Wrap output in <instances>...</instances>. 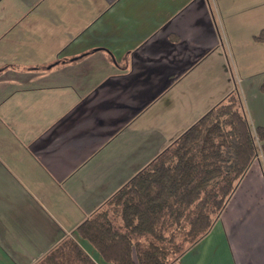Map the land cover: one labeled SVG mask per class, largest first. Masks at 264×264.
Masks as SVG:
<instances>
[{
	"label": "crops",
	"instance_id": "0c3cea01",
	"mask_svg": "<svg viewBox=\"0 0 264 264\" xmlns=\"http://www.w3.org/2000/svg\"><path fill=\"white\" fill-rule=\"evenodd\" d=\"M218 17L264 51V0H0V264L68 237L110 264L77 227L226 96ZM179 263L264 264L263 155Z\"/></svg>",
	"mask_w": 264,
	"mask_h": 264
},
{
	"label": "trees",
	"instance_id": "16d2710c",
	"mask_svg": "<svg viewBox=\"0 0 264 264\" xmlns=\"http://www.w3.org/2000/svg\"><path fill=\"white\" fill-rule=\"evenodd\" d=\"M257 39L264 38V31ZM264 87V84H263ZM264 125L252 128L232 90L131 176L78 227L110 264H180L211 228L259 153ZM37 264H98L72 237Z\"/></svg>",
	"mask_w": 264,
	"mask_h": 264
},
{
	"label": "rangeland",
	"instance_id": "374dc122",
	"mask_svg": "<svg viewBox=\"0 0 264 264\" xmlns=\"http://www.w3.org/2000/svg\"><path fill=\"white\" fill-rule=\"evenodd\" d=\"M216 24L225 42L222 49L213 51L212 57H214L212 59L215 60L213 70H218L223 65L221 58L222 52H224L226 63L224 89L227 94L235 89L239 91L242 108L254 129L257 125L253 120L254 115H264V51L252 50L250 42L239 43V45L235 44L234 41L232 42L229 35L231 32L225 25L223 18H216ZM205 75L210 77V82L205 85L206 87L217 85V83L212 82L211 73L206 72ZM201 87H203L202 83L194 80L189 81L185 92L187 96L191 94L188 99L199 100L200 91L203 89ZM259 154H261L260 151Z\"/></svg>",
	"mask_w": 264,
	"mask_h": 264
},
{
	"label": "built area",
	"instance_id": "2783aa9c",
	"mask_svg": "<svg viewBox=\"0 0 264 264\" xmlns=\"http://www.w3.org/2000/svg\"><path fill=\"white\" fill-rule=\"evenodd\" d=\"M259 151L261 152V155H262V151H261V149L259 148Z\"/></svg>",
	"mask_w": 264,
	"mask_h": 264
}]
</instances>
